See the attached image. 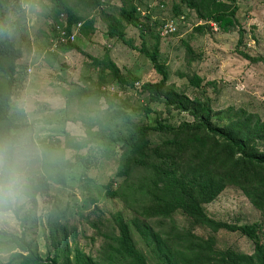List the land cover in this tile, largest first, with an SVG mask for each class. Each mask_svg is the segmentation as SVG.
Listing matches in <instances>:
<instances>
[{
  "label": "rangeland",
  "instance_id": "1",
  "mask_svg": "<svg viewBox=\"0 0 264 264\" xmlns=\"http://www.w3.org/2000/svg\"><path fill=\"white\" fill-rule=\"evenodd\" d=\"M124 1L69 0L82 18L78 22L83 23V29L76 30L75 41L70 42L80 46L84 54L62 43L65 40L59 36V22L52 16L53 0H0L2 9L18 12L11 21L10 36L23 51V57L12 113L22 125L19 143H25L34 154L31 194L42 172L39 140L53 136L64 145L65 132L78 139L84 138L85 122L92 116L90 111L107 108L105 98L98 102L94 99L96 96H82L84 104H80L78 119L73 121L68 113L69 91L102 88L117 103L129 100L132 104L129 113L134 121L143 124H155L157 119L174 124L193 120L189 114L167 107L162 101L155 100L152 93L140 89L138 84L157 82L162 78L149 57L140 52L143 45L152 51L159 41V60L168 69V84L176 90L191 98H208L215 111L245 108L258 113L264 121V62H249L238 53L242 50L254 57H264V0H237L239 24L244 32L241 44L238 43V30L224 33L210 23L211 28L207 26L196 32L195 28L203 22L194 11L185 7L181 13L183 18H177V31L164 34L166 22L176 19L171 0H126V4L131 1L137 6L142 22L149 21L151 25L150 31L144 30V35L139 28L126 26V35L133 46L108 35L111 18L120 14ZM21 3L26 5V10L20 8ZM92 19L93 28H84ZM59 20L66 25L65 20ZM186 44H190L195 52L191 61ZM106 53L117 63L128 84L114 82L109 69L97 66L88 57L90 54L103 59ZM194 74L201 75L208 83L205 91L190 85L189 78ZM165 137L159 132L151 135L154 142ZM118 166L119 155H116L109 160L102 159L98 167L90 169L84 176L82 168L75 169L67 184L52 183L50 193L38 194L36 200L31 195L28 206L19 210V215L0 212V228L17 234L25 231L27 240L43 258L58 257L62 264L67 257L72 260L79 249L96 262H102L107 257L106 244L118 234L117 213H123L127 219L135 215L120 197L109 194L124 189L126 178L117 176ZM205 207L209 216L216 220L264 226L261 212L237 187H227ZM176 219L180 226L192 227L191 220L183 214L178 213ZM152 225L158 227L156 223ZM194 230L201 236L215 237L217 248L234 247L248 254L254 251L253 242L238 232L224 229L214 232L200 225H195ZM133 231L138 248L144 249L136 230ZM261 236L264 239V229ZM16 251L9 246L0 249V264L6 263Z\"/></svg>",
  "mask_w": 264,
  "mask_h": 264
},
{
  "label": "trees",
  "instance_id": "2",
  "mask_svg": "<svg viewBox=\"0 0 264 264\" xmlns=\"http://www.w3.org/2000/svg\"><path fill=\"white\" fill-rule=\"evenodd\" d=\"M125 1L120 14L111 18L108 35L133 46L126 35V26L137 27L144 35V30H151V25L149 21L142 22L141 13L133 2L126 4ZM171 1L176 19L183 18V7L196 13L203 22L195 28L196 32L207 26L211 28L210 23H214L220 32L238 30V43L243 42L237 0ZM53 2L52 16L59 22V28L65 25L59 19L67 18L63 28L69 35L72 26L82 18L69 0ZM7 12L9 8L2 9L0 3V147L19 143V129L22 127L12 112L23 51L9 34L2 31L8 23ZM93 23V19L88 21L84 28H93ZM62 43L71 50L86 54L70 41ZM186 48L191 61L194 49L190 44H186ZM140 52L149 57L154 69L162 76L157 82L138 84L140 89L152 93L155 100L162 101L167 107L189 114L193 120L174 124L157 119L155 124H143L134 121L129 113L132 108L129 100L117 103L102 88L97 91L82 88L67 93L68 113L73 121H77L80 104H84L82 96H96L94 99L98 102L105 98L107 108L90 111L92 116L85 122L84 138L78 139L65 132L64 145L53 136L39 140L42 172L32 198L36 200L38 194L45 196L50 193L52 183L67 184L75 169L82 168L84 176L90 169L98 167L102 159L109 160L119 155L117 176L126 178L124 189L109 194L120 197L135 215L127 219L123 213H117L118 234L106 244L107 257L102 262H96L77 249L75 257L72 260L67 257L62 264H264V239L261 236L264 226L261 223L216 220L209 216L205 207L227 187H237L264 217L262 117L245 108L215 111L208 98H191L169 85L168 69L159 60V41L152 51L143 45ZM238 53L249 62H264L262 56L254 57L242 50ZM88 57L97 66L109 69L114 82L129 83L109 53L103 59L90 54ZM189 83L200 90L208 84L199 74L191 76ZM130 85L135 87L134 83ZM153 132L166 137L154 142L151 138ZM6 211L0 207V212ZM15 212L20 214L19 210ZM178 213L190 219L192 227L180 226L176 219ZM195 225L214 232L223 229L238 232L253 242L254 251L248 254L234 247L217 248L216 238L195 233ZM133 229L144 249L138 248ZM8 246L18 251L13 252L4 264H61L58 257H41L27 240L25 231L17 234L0 228V249Z\"/></svg>",
  "mask_w": 264,
  "mask_h": 264
},
{
  "label": "clouds",
  "instance_id": "3",
  "mask_svg": "<svg viewBox=\"0 0 264 264\" xmlns=\"http://www.w3.org/2000/svg\"><path fill=\"white\" fill-rule=\"evenodd\" d=\"M20 8L26 10V5L21 3ZM17 15L18 12L9 10V23L2 29L5 34H11V21ZM33 158V152L25 143H8L0 147V207L10 213L28 206L34 179Z\"/></svg>",
  "mask_w": 264,
  "mask_h": 264
},
{
  "label": "built area",
  "instance_id": "4",
  "mask_svg": "<svg viewBox=\"0 0 264 264\" xmlns=\"http://www.w3.org/2000/svg\"><path fill=\"white\" fill-rule=\"evenodd\" d=\"M181 19V18H180ZM177 25H178V20L177 19H171V20H168L164 26V34H169V33H174L177 31ZM82 26V22H79L77 23L76 25H73L72 26V32L68 35L65 31V29H62L61 27L58 28L59 31H60V36L63 40L65 41H75L76 37H77V34H76V30H80ZM212 26L214 28H216L217 30V27L214 23H212Z\"/></svg>",
  "mask_w": 264,
  "mask_h": 264
}]
</instances>
